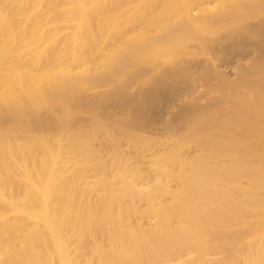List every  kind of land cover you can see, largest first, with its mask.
Listing matches in <instances>:
<instances>
[{"label": "bare ground", "instance_id": "6f19581e", "mask_svg": "<svg viewBox=\"0 0 264 264\" xmlns=\"http://www.w3.org/2000/svg\"><path fill=\"white\" fill-rule=\"evenodd\" d=\"M137 3L126 29L129 0H0V203L13 212L0 264H187L202 243L231 252L264 236V0ZM75 124L114 158L124 136L167 134L161 179L177 187L143 193L102 159L88 181ZM196 137L199 156L180 154ZM137 196L145 209L131 205ZM261 242L242 243L233 264H264Z\"/></svg>", "mask_w": 264, "mask_h": 264}, {"label": "rangeland", "instance_id": "374dc122", "mask_svg": "<svg viewBox=\"0 0 264 264\" xmlns=\"http://www.w3.org/2000/svg\"><path fill=\"white\" fill-rule=\"evenodd\" d=\"M130 1V6L128 7V9H130V10H128L127 9V12L129 11V13L127 14V12H126V8H122L123 9V12H125L127 15H124V19L126 20L124 23H125V25H124V27L126 28V29H129L130 28V26H131V24H133V22H135V20L134 19H136V18H139V19H136V21L137 20H140V16H141V12L139 13L138 11H140L139 10V8H138V3H137V0H129ZM29 6H27V8H28ZM26 7H24V9H25ZM26 8V9H27ZM101 8H104V7H100L99 9H97V11H96V14H95V16L98 14V16H96L97 18L99 17V18H101V17H103L102 16V9ZM106 8V7H105ZM108 8V7H107ZM10 9H12V11H13V8H10ZM25 9V10H26ZM111 9V8H110ZM121 9V10H122ZM19 10V9H18ZM22 10H23V8H22ZM101 10V11H100ZM108 11L106 12V13H108L109 12V9H107ZM119 10V9H118ZM117 10V11H118ZM121 10L120 11H118L119 13H121ZM15 12H17L16 10H14ZM98 11H100V12H98ZM106 13H103V14H106ZM125 13H121V14H125ZM140 14V15H139ZM132 15H135L134 17L135 18H133V16ZM130 16V17H129ZM95 17V18H96ZM19 18V17H18ZM133 18V19H132ZM93 19H94V16H93ZM97 20V19H96ZM96 20H94V23H95V21ZM56 21V20H55ZM58 21V20H57ZM60 21V20H59ZM19 22V21H18ZM44 23V25L46 24L45 23V20H43V21H41V23L39 22V24L41 25H43V23ZM131 22V23H130ZM55 23V22H54ZM56 23H58V22H56ZM62 23V21L59 23V24H61ZM127 23H130V26L127 24ZM53 26H54V24H52ZM64 25V24H63ZM62 25V26H63ZM95 25V24H94ZM93 25V26H94ZM136 25V24H135ZM134 25V26H135ZM52 26V27H53ZM58 26L59 27H61L60 25H56V27L58 28ZM93 26H92V28H93ZM134 26H132V28L134 27ZM55 27V26H54ZM137 26H135L134 28L136 29V30H138L137 28H136ZM125 29V30H126ZM93 30V29H92ZM111 31V32H110ZM110 31L108 30V32L107 33H109L108 35H110V34H112L113 33V30H111L110 29ZM81 35H84L83 33L81 34ZM65 38L63 37L61 40H59L58 41V43H60V42H62V43H60V46L61 47H64V42H65V44L68 42V38L65 40ZM94 40V39H93ZM92 40V42L90 41V44H89V42L87 43L88 45H90V47H94L95 48V41H93ZM39 42V44H41V40H39L38 41ZM92 43V44H91ZM94 43V44H93ZM14 44V43H13ZM43 44V43H42ZM41 44V45H42ZM101 44H102V42H101ZM109 43H105L104 45H106V46H109L108 45ZM10 45V44H9ZM8 45V46H9ZM12 45V44H11ZM59 45V44H58ZM94 45V46H93ZM15 46V45H14ZM14 46H10L11 47V49H13L12 47H14ZM105 46V47H106ZM9 47V48H10ZM86 47H88V46H86ZM105 47H103V45H101V47H100V50H99V52H98V54L99 53H101L102 52V48H105ZM14 48H16V47H14ZM102 49V50H101ZM95 53H96V51H94V53H93V55H95ZM20 55V54H19ZM19 55H17L16 57H18ZM32 53H29V51L28 50H25L23 53H22V56L24 57V60H31L32 59ZM97 55V54H96ZM95 55V56H96ZM22 56L20 57H18L17 59H21L22 58ZM95 56H93V57H95ZM97 56H99V55H97ZM90 57V56H89ZM88 57V58H89ZM90 58H92V57H90ZM23 59V58H22ZM6 60H7V58H5L3 61H4V64H7L6 63ZM9 61V59L7 60V62ZM43 61V62H42ZM44 61L45 60H41V64L42 63H44ZM58 62V61H57ZM62 63V59H61V61H59L57 64H59V63ZM208 97H210V96H208ZM208 98H206V99H203V100H207ZM199 101V103L200 104H202V102H205V101ZM81 115V114H80ZM79 115V116H80ZM82 116L84 117L83 119V124L84 123H86L85 122V120H87L86 118H89V115L87 114V113H83L82 115H81V118H82ZM121 118V117H120ZM89 120V119H88ZM81 125V124H80ZM74 128H72L71 127V129L70 130H76V128H77V130H76V132H77V134H79V136H80V139H81V141L82 142H80L79 144L81 145L80 146V150H81V155H80V153H79V155H77V158L78 157H82V158H80V159H83L84 157L83 156H85V158H88V159H90L89 160V162H88V164L90 165H88V169L87 170H89V171H87V173H86V178H88V181H92V174H93V171L95 170L94 168H96L99 164V162H101V161H99V160H101L102 159V162L104 163V162H106V165L107 166H117V167H119L120 169H122V170H124V171H127L128 172V175H129V178H130V181L132 182V183H134V184H137V185H139V186H142L143 188H142V192L144 193H151V192H153V189H155V185L157 184V183H163L164 182V184H167V185H169L170 187H173V188H176L177 187V184H178V181L174 178V180H171V181H167L166 182V180H163V179H161V173L164 171V170H166V167L167 166H164V163H163V159L166 157V156H169V155H172V150H174L173 148V144H175L174 143V141H170L169 140V137H168V135L167 134H164L163 132H154V133H142V134H140V133H138V132H134V133H132V134H130L129 136H124V137H122V139H121V146L119 147V149H118V151H117V153H118V155L114 158V157H111V155L109 154V152H108V150H106V149H104L103 147H101V145L96 141V140H92V139H89L88 137H87V133H86V130L85 129H81V128H79L80 126L78 125V124H75V125H72ZM76 126H78V127H76ZM79 129H80V131H79ZM203 131V134L204 135H208L209 137L210 136H212L213 134H214V132L213 131H211V130H202ZM70 132V131H69ZM69 132L68 133H66V134H64V136H65V138L66 137H69V136H71V135H69ZM74 133H75V131H74ZM202 133V132H201ZM70 134H73V132H70ZM76 134V133H75ZM140 134V135H139ZM179 134V133H178ZM177 135V134H176ZM181 135H183L182 133H181ZM180 134L179 135H177L178 136V140H180L181 138H182V136H181ZM82 136V137H81ZM134 136V137H133ZM176 136V137H177ZM181 136V137H180ZM136 137H140V139L138 140V141H136L137 139H136ZM64 137H63V139H65ZM88 138V139H87ZM182 140V139H181ZM198 140H199V138L198 137H196V138H194L193 139V141H190V142H183V143H181V145H179L180 146V148H179V153L180 154H182V155H189L188 157H196V156H199V153L198 152H196V150H194L195 148H193L192 147V143H195V142H198ZM170 142H173V143H170ZM186 143V144H185ZM170 144V145H169ZM190 144V145H189ZM175 146V145H174ZM101 147V148H100ZM83 148H84V150H86V151H84L83 150ZM191 148V149H190ZM83 151V152H82ZM88 151V152H87ZM83 153V154H82ZM89 154V155H88ZM97 154H98V156H97ZM88 157H87V156ZM100 155V156H99ZM102 155V156H101ZM98 158V159H97ZM79 159V160H80ZM87 159V160H88ZM114 159V160H113ZM115 161V163H113ZM264 161H262V167H264V163H263ZM112 163V164H111ZM176 163V162H175ZM173 164L171 167L174 169L175 167H177V166H175L176 164ZM98 164V165H97ZM97 165V166H96ZM119 165V166H118ZM96 166V167H95ZM170 167V168H171ZM92 168V169H91ZM92 171H91V170ZM94 169V170H93ZM126 172V173H127ZM133 172V173H132ZM137 172V173H136ZM140 173V174H139ZM134 174V175H133ZM90 176H92L91 178H90ZM85 178V181H87V179ZM161 179V180H160ZM157 180H160V181H157ZM243 188L246 190V191H249L250 189H249V187L247 186V183H248V178L247 177H244L243 178ZM14 187H18V185L17 186H14ZM91 187V188H90ZM209 187V188H208ZM89 190H90V193H89V196H90V199H91V201H92V203L94 202V201H96L97 200V197H98V195L96 196V193H97V188L93 185V186H89V187H87ZM202 190V193H203V196L201 195V192H199L200 193V195L202 196V197H204V195L206 196V195H208V194H210V192H211V187L209 186V185H205L204 186V188L203 189H201ZM205 190V191H204ZM204 191V192H203ZM207 192V193H206ZM7 193V192H6ZM6 193H5V196H6V198H7V195H6ZM142 194V193H141ZM246 194H247V192H246ZM160 197V198H159ZM168 195H164V194H162V195H159L158 196V200L156 199L155 200V202H153L155 205H158V204H160V203H166L167 202V200H168ZM128 199L127 200H122V202L124 203V204H127V203H131L130 201H128ZM260 203H264V200H261V202ZM131 205H133V206H135V208L137 209V210H142V209H145L146 208V206H147V201L145 200V198H142V197H136L135 198V201H134V203H133V201H132V203H131ZM0 213L2 214L1 215V220H0V225H1V227L3 228L4 226L6 227V223H8V221H11L12 220V216H13V212H12V209H10L9 207H7V206H5L4 204H1L0 203ZM3 216V217H2ZM133 221H135L136 223L138 222L139 224H142V225H144L145 227H150L151 225H153L155 222H156V220L155 219H151V218H144V219H140V218H138L137 216H134L133 217ZM252 223V225H254V224H256L257 223V220H254V221H252L251 222ZM4 227V228H5ZM255 238V239H254ZM252 237V239H249V240H246L245 241V243L247 242V245L248 244H255V243H262L261 241H262V239H263V241H264V236H256V237ZM260 239V240H259ZM89 240H91V239H87V241H89ZM249 241V242H248ZM91 241H89V243H90ZM242 243H244V242H242ZM241 243V244H242ZM244 243V244H245ZM241 244L238 246V251H237V248H236V252H239V250H241L240 248H242V246H241ZM263 244V243H262ZM247 245L245 244V246H246V248H247ZM202 247H203V249H202V251L200 250V249H196V252H195V249H192V250H190V249H187V264H227L228 262H230V264H233L234 263V258H235V256L234 255H236V253H235V251H231L230 252V250H229V252H228V250L227 251H225V252H219L220 250H218V249H211L210 247H209V245L208 244H205V243H202V245H201ZM245 246L243 247L244 249H242L243 251L246 249L245 248ZM248 246H250V245H248ZM247 250V249H246ZM191 251V252H190ZM190 252V253H189ZM141 253V252H140ZM189 253V254H188ZM230 254V255H229ZM229 255V256H228ZM234 256V257H233ZM237 259V258H236ZM233 260V261H232Z\"/></svg>", "mask_w": 264, "mask_h": 264}]
</instances>
